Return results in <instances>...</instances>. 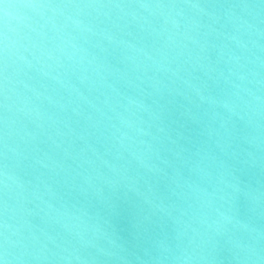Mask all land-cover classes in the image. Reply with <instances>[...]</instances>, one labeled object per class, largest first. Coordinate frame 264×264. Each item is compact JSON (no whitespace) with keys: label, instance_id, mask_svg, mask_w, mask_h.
<instances>
[{"label":"clouds","instance_id":"obj_1","mask_svg":"<svg viewBox=\"0 0 264 264\" xmlns=\"http://www.w3.org/2000/svg\"><path fill=\"white\" fill-rule=\"evenodd\" d=\"M0 264H264V0H0Z\"/></svg>","mask_w":264,"mask_h":264}]
</instances>
